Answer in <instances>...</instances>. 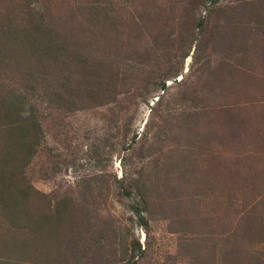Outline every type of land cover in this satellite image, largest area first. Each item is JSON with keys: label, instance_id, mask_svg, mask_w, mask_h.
Wrapping results in <instances>:
<instances>
[{"label": "rangeland", "instance_id": "1", "mask_svg": "<svg viewBox=\"0 0 264 264\" xmlns=\"http://www.w3.org/2000/svg\"><path fill=\"white\" fill-rule=\"evenodd\" d=\"M13 129L0 264H264V0H0Z\"/></svg>", "mask_w": 264, "mask_h": 264}, {"label": "trees", "instance_id": "2", "mask_svg": "<svg viewBox=\"0 0 264 264\" xmlns=\"http://www.w3.org/2000/svg\"><path fill=\"white\" fill-rule=\"evenodd\" d=\"M19 104H23L22 102H17V101H12L10 103V110L9 114L11 113H16V107L21 108ZM20 131L13 129V132L9 134L7 137H5L6 141V153H4V156L0 159V172L3 174L0 177V183H4L3 185L4 188H9L11 189L12 187L17 188L18 186L16 185V167L19 165L20 160L22 159L21 156L23 154V151L27 150L28 144L26 143H20V135L22 134ZM4 138V137H3ZM23 146H22V145ZM20 150V152H19ZM15 174V175H14ZM17 190H20V187H18ZM24 192H20L19 196L24 197ZM26 195H28L26 193ZM20 200L15 202L16 204L19 203ZM29 218H31L29 216Z\"/></svg>", "mask_w": 264, "mask_h": 264}]
</instances>
